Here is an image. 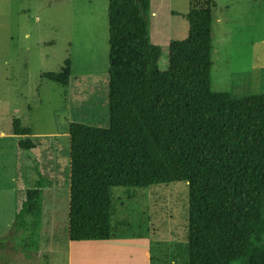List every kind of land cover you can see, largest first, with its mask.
<instances>
[{
	"label": "trees",
	"instance_id": "1",
	"mask_svg": "<svg viewBox=\"0 0 264 264\" xmlns=\"http://www.w3.org/2000/svg\"><path fill=\"white\" fill-rule=\"evenodd\" d=\"M149 15L150 0H108V126H68V238H146L148 187L183 181L188 264H264V95L211 90L209 4L189 7L188 38L169 44L164 71ZM69 75L66 60L45 78L66 86ZM12 135L33 149L18 119ZM118 190L128 204L114 199ZM14 197L12 228L26 253L39 239L41 184ZM136 201L140 216H122Z\"/></svg>",
	"mask_w": 264,
	"mask_h": 264
},
{
	"label": "rangeland",
	"instance_id": "2",
	"mask_svg": "<svg viewBox=\"0 0 264 264\" xmlns=\"http://www.w3.org/2000/svg\"><path fill=\"white\" fill-rule=\"evenodd\" d=\"M211 9V90L264 95V0H150L149 34L168 67V46L188 38L189 7ZM108 0H0V264H66L70 123L108 126ZM70 64L68 84L45 78ZM34 147L19 149L13 120ZM3 134V136H2ZM59 134L49 139L45 135ZM44 135V136H41ZM47 138V139H46ZM41 184L36 249L23 253L12 228L16 191ZM115 191L114 199L128 204ZM144 193V192H142ZM128 207L137 219L143 208ZM142 207V208H141ZM145 218L152 264H188L189 189L183 181L148 187ZM121 233H129L122 231ZM59 239L60 248L50 243Z\"/></svg>",
	"mask_w": 264,
	"mask_h": 264
},
{
	"label": "crops",
	"instance_id": "3",
	"mask_svg": "<svg viewBox=\"0 0 264 264\" xmlns=\"http://www.w3.org/2000/svg\"><path fill=\"white\" fill-rule=\"evenodd\" d=\"M58 135H45V137L55 139L60 137ZM63 135L68 138V131ZM64 237L62 245L66 254V264H152L153 262L149 232L146 238L126 237L102 241H70L67 228V234ZM53 240L49 247L55 251L60 248L58 245L60 242H58L59 239L53 238Z\"/></svg>",
	"mask_w": 264,
	"mask_h": 264
}]
</instances>
